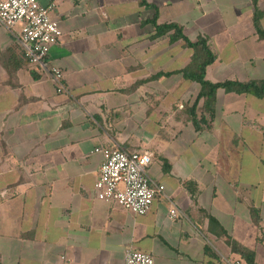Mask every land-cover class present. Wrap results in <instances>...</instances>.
Listing matches in <instances>:
<instances>
[{
	"label": "crops",
	"instance_id": "1",
	"mask_svg": "<svg viewBox=\"0 0 264 264\" xmlns=\"http://www.w3.org/2000/svg\"><path fill=\"white\" fill-rule=\"evenodd\" d=\"M144 1L39 0L62 31L48 52L61 94L0 27V264H124L127 251L246 264L232 244L264 264V100L218 90L194 124L200 89L179 74L192 51L151 40L150 24L206 39L207 81H260L264 0ZM116 147L149 155L146 173L165 187L145 216L96 199L95 150Z\"/></svg>",
	"mask_w": 264,
	"mask_h": 264
},
{
	"label": "built area",
	"instance_id": "2",
	"mask_svg": "<svg viewBox=\"0 0 264 264\" xmlns=\"http://www.w3.org/2000/svg\"><path fill=\"white\" fill-rule=\"evenodd\" d=\"M50 10L42 7L39 0H4L0 2V27L14 35L28 63L48 76L61 94L66 92L63 73L50 64L48 52L61 38L62 31L51 19ZM18 25L20 31L13 34ZM95 153L103 159L94 186L98 201L114 203L135 216H145L157 198H166L165 187L153 183L146 173L152 160L149 155L125 152L119 147ZM177 216L175 209L169 211L171 220ZM124 264H154V260L147 254L127 251Z\"/></svg>",
	"mask_w": 264,
	"mask_h": 264
},
{
	"label": "trees",
	"instance_id": "3",
	"mask_svg": "<svg viewBox=\"0 0 264 264\" xmlns=\"http://www.w3.org/2000/svg\"><path fill=\"white\" fill-rule=\"evenodd\" d=\"M257 1L258 0H253L254 6H256ZM141 2L145 3L144 0H141ZM259 18L260 15L258 11L255 10L254 24L258 33H261L259 35L260 38L264 40V33L262 34L258 26ZM150 24L154 28V35L153 37H151V40H168L170 44L180 42L185 49L192 51V56L188 66L180 71L179 74L185 81L196 84L200 89L198 97L191 109V117L194 124H196L197 120L194 111L197 107L198 102L203 101L204 103H206L207 108L212 107L215 102V94L218 90H222L228 94L252 96L257 99L264 100V80L248 82L228 81L218 84H213L207 81V70L210 66L213 65L216 57L211 52L208 41L206 39L201 37L192 42L184 36L181 28L176 24L157 25L156 16L151 20ZM191 187V184H186V188L192 194L194 193V190ZM209 230L211 232H215L216 230L224 233L221 227H219L216 220H214L213 218H209ZM231 247L233 252L242 260H244L246 264H255V255L253 252L235 244H232Z\"/></svg>",
	"mask_w": 264,
	"mask_h": 264
},
{
	"label": "rangeland",
	"instance_id": "4",
	"mask_svg": "<svg viewBox=\"0 0 264 264\" xmlns=\"http://www.w3.org/2000/svg\"><path fill=\"white\" fill-rule=\"evenodd\" d=\"M18 27H20V25H18ZM20 29V28H19Z\"/></svg>",
	"mask_w": 264,
	"mask_h": 264
}]
</instances>
